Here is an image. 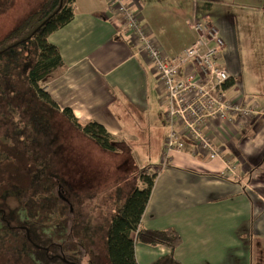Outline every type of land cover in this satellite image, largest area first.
<instances>
[{
  "label": "crops",
  "instance_id": "obj_1",
  "mask_svg": "<svg viewBox=\"0 0 264 264\" xmlns=\"http://www.w3.org/2000/svg\"><path fill=\"white\" fill-rule=\"evenodd\" d=\"M140 3L142 24L172 58L180 57L196 41L189 23L207 20L219 31L232 82L226 97L263 111L241 129L218 120L205 127L223 157L237 166L235 174H229L219 160L194 154L189 140L183 152L164 164L168 127L157 74L112 21L108 0H76L73 21L48 38L58 48L63 67L40 84L56 107L46 104L62 117L70 110L81 126H103L116 151L101 149L102 157L109 153L122 158L118 146L122 145L133 161L136 178L140 171L155 176L140 227L174 229L183 241L174 252L178 264H234V255L249 252L250 236L264 238V0ZM40 139L33 143L40 145ZM140 185L136 181L126 190L110 209L109 220ZM169 255L164 247L135 245L138 264H171Z\"/></svg>",
  "mask_w": 264,
  "mask_h": 264
},
{
  "label": "rangeland",
  "instance_id": "obj_2",
  "mask_svg": "<svg viewBox=\"0 0 264 264\" xmlns=\"http://www.w3.org/2000/svg\"><path fill=\"white\" fill-rule=\"evenodd\" d=\"M46 1L0 0V42ZM38 54L36 42L29 40L0 55V211L12 227L0 226V264H57L50 258L58 250L46 259L27 242L25 230L20 235L13 230L18 224L25 229L28 221L38 232L33 236L47 237L46 245L66 236L71 264H111L110 209L140 179L124 146L118 145L122 158L102 157L95 141L40 102L26 79ZM38 137L40 145L33 143ZM31 147L35 152H28ZM231 262L264 264V238L250 236L249 252Z\"/></svg>",
  "mask_w": 264,
  "mask_h": 264
},
{
  "label": "built area",
  "instance_id": "obj_3",
  "mask_svg": "<svg viewBox=\"0 0 264 264\" xmlns=\"http://www.w3.org/2000/svg\"><path fill=\"white\" fill-rule=\"evenodd\" d=\"M108 2L114 24L133 40L157 74L160 104L168 127L164 164L175 153L183 152L185 140H189L195 147L194 154L219 160L234 175L237 166L223 157L221 148L205 127L218 120L221 125L236 124L240 128L263 111L242 99L226 97L224 85L230 81V75L223 60L225 45L217 28L207 20L189 23L196 41L180 57L172 58L142 24L141 0Z\"/></svg>",
  "mask_w": 264,
  "mask_h": 264
},
{
  "label": "trees",
  "instance_id": "obj_4",
  "mask_svg": "<svg viewBox=\"0 0 264 264\" xmlns=\"http://www.w3.org/2000/svg\"><path fill=\"white\" fill-rule=\"evenodd\" d=\"M75 1L76 0H47L41 10L30 16L17 30L0 42V55L20 47L29 40H34L36 42L39 50L38 61L29 69L26 77L27 83L29 88L34 91L36 95L41 97L45 103H48L53 108L56 107V105L53 104L51 99L45 94L40 84L49 79L55 71L61 69L63 67V61L58 48L51 45L48 42V38L73 21ZM231 85V81L227 82L224 85V89L227 90ZM63 115L72 127L95 141L101 149L107 152L116 151L112 137L103 126L97 123H89L85 126H81L70 110H65ZM139 179L143 184V188L136 189L130 195L124 207L117 212L112 220L109 236L107 238L110 262L111 264H138L135 256V245L140 243L151 247L160 246L168 249L170 251L169 260L171 264H178L174 260V252L182 246L183 241L174 229L150 231L143 230L140 227L142 217L152 194L155 176H149L145 174V171H140ZM5 214L4 211H0V226L9 225L11 227V224L3 219ZM18 223L19 222H17V224ZM19 225L20 224H18L16 228H13V230H16L18 235L25 230L28 235L27 242L30 241L37 251L45 255L46 259H48L51 251L58 250L59 253L60 251H62V253L60 255L59 253H56V255L53 254L50 258V262L55 261L57 264H71L69 259L66 258L68 255L65 244L67 239L66 236H57L59 239H57V245L55 246L52 245L51 242L46 245L45 239L47 237H37L38 232H35L29 221L26 226L24 225L25 229H22ZM33 234H37V236H33ZM133 234H136V238H133ZM13 237H15V235ZM25 244L27 245V243ZM40 264L43 263L40 262Z\"/></svg>",
  "mask_w": 264,
  "mask_h": 264
},
{
  "label": "flooded vegetation",
  "instance_id": "obj_5",
  "mask_svg": "<svg viewBox=\"0 0 264 264\" xmlns=\"http://www.w3.org/2000/svg\"><path fill=\"white\" fill-rule=\"evenodd\" d=\"M62 253V251H60L59 255Z\"/></svg>",
  "mask_w": 264,
  "mask_h": 264
}]
</instances>
